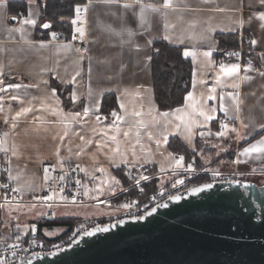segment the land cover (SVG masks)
I'll return each instance as SVG.
<instances>
[{
  "label": "crops",
  "instance_id": "0c3cea01",
  "mask_svg": "<svg viewBox=\"0 0 264 264\" xmlns=\"http://www.w3.org/2000/svg\"><path fill=\"white\" fill-rule=\"evenodd\" d=\"M10 2H23L25 13H10ZM164 3L165 0H85L83 14L75 12L72 19L77 39L62 40L53 33L47 39L38 38L37 29L46 28L42 27L45 22L40 20L36 0H0L1 151L8 176L21 193L37 195L41 191L47 175L44 170L51 161L57 165L74 163L80 171L84 169L83 200L119 192L128 181L125 169L137 163L150 165L158 184L163 186L172 172L192 165L186 166L184 159L182 166L175 164L179 158L169 149L171 138L178 139L188 151L197 149V164L217 169L261 165L264 169V153L241 155L245 148L264 138L247 142L264 129V20L258 15L264 13V4L260 0H169L165 7ZM8 17H15L16 22L7 23ZM28 19L35 20V24L25 23ZM74 20H80L81 25L76 26ZM78 28L83 29V36ZM157 40L181 47L192 67L183 103L168 111L159 110L153 98L150 62ZM79 43L84 44V51L79 50ZM239 48L241 62L229 64H239L240 71L232 77H221L218 84L219 53ZM51 83L66 91L70 107L63 106ZM15 85L19 87H12ZM211 88L215 93L209 92ZM189 92L198 102L197 107L202 104L205 111L215 109L211 113L214 119L204 121L198 115L190 106L192 100L185 99ZM106 93L116 98V108L109 114L101 112ZM228 93L236 96V101ZM209 94L216 98L208 100ZM178 108L183 111L176 113ZM22 109L29 111L17 116ZM178 116H183L184 121ZM225 116L231 117L236 131L230 128L226 135L218 136L219 120ZM186 124L192 125L190 140ZM89 139L92 143H85ZM97 141L106 146L98 147ZM117 145L119 153L114 152ZM99 168L105 171H97ZM117 170L123 171V177ZM61 207H48L35 220L33 230L54 238L68 227L40 225L46 214L50 216L44 221L49 223L106 211L93 206L97 213L76 215L63 213Z\"/></svg>",
  "mask_w": 264,
  "mask_h": 264
},
{
  "label": "water",
  "instance_id": "95a60500",
  "mask_svg": "<svg viewBox=\"0 0 264 264\" xmlns=\"http://www.w3.org/2000/svg\"><path fill=\"white\" fill-rule=\"evenodd\" d=\"M205 183L213 186L191 193ZM173 196L180 199L161 201L167 207L155 205L142 220L97 226L91 236L18 264H264V183L204 182Z\"/></svg>",
  "mask_w": 264,
  "mask_h": 264
},
{
  "label": "built area",
  "instance_id": "2783aa9c",
  "mask_svg": "<svg viewBox=\"0 0 264 264\" xmlns=\"http://www.w3.org/2000/svg\"><path fill=\"white\" fill-rule=\"evenodd\" d=\"M80 11L76 14L81 16L84 12V6H79ZM76 26L81 25L80 20L74 23ZM78 34L73 33L72 38L77 39ZM56 39H60L56 36ZM80 51H84L83 43L78 45ZM242 49L224 50L219 53L217 62L219 64H229L241 62ZM227 124L228 129L232 128L234 123L231 117L225 116L219 120L217 132L226 131L221 128V124ZM1 139V136H0ZM176 157H182L176 154ZM47 179L40 191L38 198L33 200L22 199L21 192L8 176V166L5 160L0 157V261L4 264H18L23 260L41 253H50L66 247L80 237L86 231L97 226L106 225L123 218L137 217L149 211L152 207L161 201L173 196L192 186V179L195 177H208L207 182H229L234 180H252L253 176H263L264 169L258 166H252L249 169H241L238 165H232L229 170L220 172H211L206 167L196 166L183 167L172 172L173 178L165 185L140 198L143 193L144 184L153 178L150 165L146 163H137L125 169V175L129 180V185L123 187L119 192L102 198L83 200L81 197V171L74 163H64L61 165L49 164ZM64 177V179H60ZM147 177V179H142ZM79 181V183H77ZM137 181H139L137 183ZM183 181V183H177ZM175 185V186H174ZM133 191L132 194H127ZM54 195L52 200H46L44 197ZM67 199H60V197ZM31 204L36 206H68V205H86L90 204L98 208L116 209L115 213H103L97 216L80 217L67 228L61 235L54 238H47L40 234L36 229H25L17 231L12 229H3L2 225V208L4 205H25ZM128 204L125 208L122 205ZM50 215L43 217L44 221Z\"/></svg>",
  "mask_w": 264,
  "mask_h": 264
},
{
  "label": "trees",
  "instance_id": "16d2710c",
  "mask_svg": "<svg viewBox=\"0 0 264 264\" xmlns=\"http://www.w3.org/2000/svg\"><path fill=\"white\" fill-rule=\"evenodd\" d=\"M85 0H44L39 2L40 8V20L48 22L49 27L46 29H37L39 32L38 38L47 39L50 33L55 34L62 40H70L73 33L72 19L75 16V12L78 6L82 5ZM26 5L23 2H10L8 10L10 13L22 12L25 13ZM38 34V33H37ZM233 38V36H232ZM150 71L153 87V98L157 108L161 111L172 110L179 107L184 100V96L187 93L190 86L191 79V63L184 57L181 47L172 46L162 40H157L153 43V53L150 62ZM56 89L59 97L62 100L65 108L70 107V101L66 97V91L56 83H51ZM116 108V98L113 93H106L102 96L101 112L109 114L110 111ZM264 135V129L257 132L250 137L247 142L254 140ZM231 141V139H230ZM169 149L174 153H180L183 155L185 165L198 163V150L188 151L178 139L171 138L168 141ZM230 154V153H229ZM121 171V172H120ZM116 171V173L123 177V171ZM127 178V177H126ZM128 180V178H127ZM208 178L205 176L198 177L193 181V185H198L207 182ZM129 185V180L125 186ZM158 178H152L144 184L143 193L140 198L146 197L158 189ZM133 191H129L127 194H132ZM76 219H56L46 221H39L40 225L54 226L57 224H64L68 228L74 223Z\"/></svg>",
  "mask_w": 264,
  "mask_h": 264
},
{
  "label": "snow or ice",
  "instance_id": "6c2138e0",
  "mask_svg": "<svg viewBox=\"0 0 264 264\" xmlns=\"http://www.w3.org/2000/svg\"><path fill=\"white\" fill-rule=\"evenodd\" d=\"M260 2L262 4H264V0H260ZM164 6L165 7H168L169 6V0H165ZM125 7H128V5H125ZM79 11H80V8L77 7V13H79ZM258 15H259V19L260 20H264V13H259ZM25 23H27V24H35V20L28 19V20H25ZM73 23H76V21L74 20ZM44 26L45 27H48L47 24L44 25ZM77 31L80 32L81 36L84 35V31H83L82 28H78ZM252 43L255 44L256 42L255 41H252ZM185 55H187V53H185ZM205 55H210V53H205ZM250 67L251 66L249 65L248 68L245 69V71L249 70ZM239 71H240V65L239 64H229V65L220 64L219 65V73L217 74V83L219 84L221 82V77H232V76L236 75ZM262 74H264V73H262ZM12 87H19V85H15V86H12ZM232 87L236 88V87H239V85L238 84H233ZM53 91H55V90H53ZM215 91H216L215 88L209 89V92L210 93H215ZM228 95L230 97H232V99L234 101H236V96H234L232 93H228ZM215 98L216 97L214 95H212V94H209L208 97H207L208 100H212V99H215ZM13 99H16V97H13ZM185 99H186V101L187 100H192V104L190 106L198 113V115L200 117H203L204 118V121H211L212 119H214V116L211 113H214L215 112V109L212 108V109H209L208 111H205L202 104L200 105V107H197L198 102L195 101V100H193V94L191 92L188 93V95H187V97ZM221 100H223V96H221ZM205 103H206V101H205ZM237 107H238V104H237ZM28 111H29V109H22L21 112H18L17 113V116H20L23 113L28 112ZM174 111L176 113H180L183 110L180 109V108H178V109H175ZM73 115L74 116H79L80 113H74ZM84 115L85 116L88 115V109L87 108L84 109ZM112 115L113 116H116V113L113 112ZM135 115H140V113H135ZM163 115L164 116H167L168 113H163ZM117 119H121V118L117 116ZM178 119H180L181 121H184V117L183 116H178ZM97 120H99V117H97ZM192 123H198V121H192ZM221 128L222 129H225V130H228V125L222 123L221 124ZM186 129H187V131L189 133V137L188 138L190 140L191 139L192 125L191 124H186ZM230 130L233 131V132L236 131L235 128H232ZM5 135H7V134H5ZM124 135L127 136L128 133L126 132V133H124ZM201 135H204V133H201ZM216 135H218V136H224V135H226V131L217 132ZM149 138L151 139V133H149ZM111 139L113 141H115L116 138H115V136H113V137H111ZM164 139H165V142H166L167 137L165 136ZM81 140H84V137H81ZM3 143H4V141H0V145H2ZM85 143L91 144L92 143V140L89 139V140L85 141ZM159 143H160V141L157 140V144L158 145H159ZM97 145H98V147H104V146H106V145H101L99 141H97ZM114 152L119 153V145H117V148L114 149ZM252 153H264V138H262L260 141H257L255 144H252L249 147L245 148L243 150V152L241 153V155L248 156V155H250ZM120 155L123 156V153H120ZM133 155H135V152L134 151H133ZM182 161H183V157H180L179 159H176L175 160V164L177 166H182V164H181ZM235 162L238 163L239 161H235ZM188 167H189V169H191V165H189ZM83 170L84 169H81V171H83ZM44 171L47 174L48 169L45 168ZM97 171L104 172L105 170L103 168H99V169H97ZM45 178L47 179V175H46ZM60 179L62 180V179H64V177H60ZM142 179H147V177H142ZM113 180H115L114 177H113ZM115 182L117 184L119 183L118 180H116ZM138 182L139 181H137V183ZM77 183H79V181H77ZM177 183H183V181H178ZM212 186L213 185L210 184V183H205V184H203L200 187H193L190 191H191V193L196 194V193L202 192V191H204L206 189H210ZM54 195H55V193L53 195L44 197V199H46V200H52L54 198ZM84 195L85 196L88 195V191L87 190L84 192ZM60 199H67V198L61 196ZM169 199L170 200H179L180 197L179 196H170ZM129 206L130 205H128V204L122 205V207H125V208H127ZM157 207H167V204L157 205ZM155 211H156V208H153L151 212H148L147 213V215H151ZM138 219H141L142 220V219H144V217L143 216H140V217H138ZM101 230L102 231H107L108 229L107 228H103ZM94 232H95V230H93V231H86L85 232V235L91 236V235L94 234ZM0 264H4V261H0Z\"/></svg>",
  "mask_w": 264,
  "mask_h": 264
},
{
  "label": "rangeland",
  "instance_id": "374dc122",
  "mask_svg": "<svg viewBox=\"0 0 264 264\" xmlns=\"http://www.w3.org/2000/svg\"><path fill=\"white\" fill-rule=\"evenodd\" d=\"M40 1L41 0H36L37 3ZM7 23L12 24L9 21V17L7 18ZM0 136H1V134H0ZM0 141H2V138L0 139ZM1 146L2 145H0V157H3V154L1 151ZM223 148L226 149L225 147H223ZM227 149H228V146H227ZM177 154L182 156V154H180V153H177ZM49 164H55V162L53 163L51 161V162H49ZM194 164L195 163H192V165H194ZM196 166H199V165H196ZM201 166L206 167L211 172L225 171V170H229L232 167V166H230L227 168L217 169V168H211V167H208L205 165H201ZM258 167L262 168L263 166L258 165ZM239 168L249 169L251 167L239 166ZM156 176L157 175L153 173V178H157ZM170 176L171 177L169 178V180H171L173 178L172 174H170ZM196 178H198V177H196ZM196 178L194 177L192 180L194 181ZM251 179H252L251 181H253L257 184H263L264 183V175L263 176H253V177H251ZM193 181H192V184H193ZM100 192H103V190ZM39 194H40V191L37 193V195L21 193L22 199H25V200L36 199V198H38ZM87 200H85V201H87ZM48 207L50 208V210H52V208L54 206H45V205L36 206V205H31V204L4 205L2 208V221L3 222H2L1 227L3 229H12L13 228L14 230L34 229L35 228V226H34L35 220L37 219L38 216L44 214L47 211ZM95 207H93V205L86 204V205H82V206L68 205V206H63L61 208H62L63 213H66V214L87 215V214H91V213H97L98 210ZM100 209L106 210L103 213H108V212L115 213L116 212V209H113V208L112 209L100 208ZM54 213H56V212H54ZM103 213H101V214H103ZM98 215H100V214H98ZM92 216H97V215H92ZM87 217H90V216H87Z\"/></svg>",
  "mask_w": 264,
  "mask_h": 264
}]
</instances>
